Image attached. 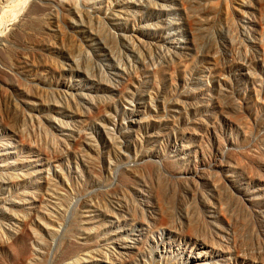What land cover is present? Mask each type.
<instances>
[{"label": "rangeland", "instance_id": "rangeland-1", "mask_svg": "<svg viewBox=\"0 0 264 264\" xmlns=\"http://www.w3.org/2000/svg\"><path fill=\"white\" fill-rule=\"evenodd\" d=\"M0 264H264V0H0Z\"/></svg>", "mask_w": 264, "mask_h": 264}]
</instances>
